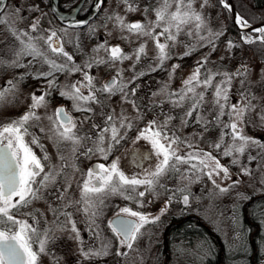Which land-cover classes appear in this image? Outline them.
Wrapping results in <instances>:
<instances>
[{
  "label": "snow or ice",
  "instance_id": "6c2138e0",
  "mask_svg": "<svg viewBox=\"0 0 264 264\" xmlns=\"http://www.w3.org/2000/svg\"><path fill=\"white\" fill-rule=\"evenodd\" d=\"M121 2L126 5L127 11H135L138 7L132 0H121ZM194 2L195 0H160L159 6L153 9L156 15L155 21L126 23L124 17L118 13H114L108 19H114L116 26L122 31L127 30L130 34H136L137 36H148L156 41L157 55L153 59L158 61V63H156L155 68L150 66V70L155 71L156 68L162 67L167 59L171 58L168 42H172L171 46L174 47L177 37L181 33H185L188 36L195 35L196 43L185 45L190 50H195L196 47H202L204 44H208L214 49L215 40L223 34L221 31H213L207 28L206 18L193 7ZM102 3L103 0H97L96 8H99ZM207 3L208 0H203L201 8ZM219 3L229 12L233 11L232 5L227 0H219ZM2 4L3 0H0V5ZM173 4H175L174 11L171 10ZM32 8L35 9L38 6L33 5ZM148 10L147 7L144 9L145 16ZM19 11L20 9L17 7L16 12L19 13ZM39 21L40 18H36L30 25L33 31L38 30ZM3 22L6 21L0 20V23ZM86 23L87 21H77L72 26L79 27ZM235 24L240 29L243 43L252 44L255 42L251 34L245 33V29H251L252 32L259 34L258 39L261 43H264V25L253 28L249 21L239 13L235 14ZM162 25V30L156 33L155 29ZM205 30H207L208 35H201ZM61 31L65 36L68 35L67 29H61ZM89 31L93 32L94 28L89 27ZM13 35L20 41L21 47L15 51V59L11 61V65L21 67V58L31 56L32 60L28 62L29 67L34 61H39L42 65H48V71H37L32 74L36 79H47L48 83L46 85L47 90L41 91L40 95H37L35 91L31 94L32 103L28 106V111L11 122L0 126V264H38L40 254L45 253L47 245L55 242L58 238L56 235L57 231H68L70 234H74L70 238L77 240L79 244L78 251L83 259L107 256L111 241L103 237L99 231V225L96 224V218L102 214L101 206L107 196L119 194L124 196L125 199L136 201L142 207L143 203L140 198H143L146 193L158 196L157 187L166 188L165 185L161 184V178L166 175L179 173L182 180L188 179L190 183L192 181L187 175L188 172L196 174V180L206 175L221 193L228 192L240 183L239 180H234L227 187H220L216 179L213 178L214 176L218 177L222 172L225 179H230L231 177L228 167L221 165L216 156L203 150H191L181 153L178 147H174V145L178 146L180 143H186V140L182 141L175 132L169 135L166 128L173 117L165 116L162 124H159L157 120L149 121L145 128L140 129L136 137V140L145 139L149 141L153 154L157 159L154 169H144L142 173L128 176L121 170L119 158L113 160L107 166L104 164L94 165L88 170L87 178L81 186L80 200L70 201L69 205L64 206L83 204L82 210L88 215L93 235L100 241L98 248L89 246L85 250V241L76 226V221L72 219V213L61 212L59 208L51 210L54 213L63 215L65 220L60 221L59 215H57L51 226L41 230L39 228L40 222L37 220L35 213H21V209L29 206L34 200L43 198V191L54 184L57 177L64 172L67 166V157L58 151L61 163L59 165L51 164L47 150L40 143V136L31 132L30 128L38 127L41 133L47 134L48 139L56 145L58 150L62 144H71L73 160H75L77 154L89 157L99 154L103 159L107 160L113 146L119 144L125 138L126 131L125 135H120V130L130 129L133 124L123 113L116 117L114 112H109L106 114L103 127L95 122L92 123V128L97 129L96 136L93 138L91 135H79L77 121L63 106L57 107L52 115H45L44 117L38 114L37 109L47 108L48 100L46 97L51 95L52 90L59 88L60 96L71 100L75 111L93 113L94 109L90 106L91 104L102 105L106 103V101L99 98L98 93L106 95L108 98L120 94L122 100L131 102L133 107L138 110L135 100H130L129 97H135L139 86L132 88L129 93V84L137 79V75H133L131 80L125 81L122 76V69H116V75L99 87H96L94 83L96 78L89 74L88 70L94 66L108 65L109 67H114L118 62L132 58L129 54L124 53L119 45L109 46L107 41L101 42L93 49V55L81 65L77 64L73 56L64 50L61 38L55 30H50V34L46 37L42 34L34 37L28 32L16 33L15 31H13ZM23 37H27V40L25 41ZM160 37H165V42H160ZM39 40L44 41L48 50L54 56L62 57L63 59L58 62L57 59L50 58L36 43ZM68 43H73V41L68 40ZM227 46L231 49L236 45L232 40H229ZM76 47L79 48L78 38ZM101 50L104 51L105 56L99 55ZM145 54V46L141 44L134 52L135 62L133 67H135V63L140 61L141 56ZM183 55H190V51H185ZM207 59V56H205L200 61H197V67L183 81L182 88L168 94L170 97H177L176 100L172 101L173 106H181L185 100H191V107L185 113L186 117L190 118L196 112V123L201 124L205 131L208 130L210 125L219 126L221 128L220 139L213 146L217 150L223 146L224 150L221 155L233 157L231 161L233 165L240 163L239 156H242L250 147H256L260 151L257 156L249 154L248 160L251 162L259 158V160L264 161V142L247 136L243 132L246 113L257 107L252 103L255 96L249 91H245L241 93V97L236 103H229L232 80L236 76H242L245 79L241 80V84L245 83L246 65H242L234 73L208 71L204 73V78L201 79V69L205 67ZM0 63L8 62L0 60ZM178 67L179 65H173V71ZM75 72H81L82 78L80 80L71 84L59 85L56 83V73H68L71 75ZM138 75L143 76L145 72L141 71ZM216 76L222 77L220 82L215 85L214 107L217 112L212 120H208L199 113V109L204 103V92H197L196 88L202 85L207 91L208 88L213 87V80ZM6 85L7 87L0 91V102L3 101L4 96L8 92H12L16 88V84L13 81H7ZM84 90L87 91V95L84 94ZM153 95H156V93H153ZM225 115L228 116L227 123L222 121V117ZM43 119L49 121L51 124L50 128L45 129L42 126L41 121ZM89 119H92V117H84V121ZM260 119L264 122V109L261 110ZM181 122L184 125L188 123L187 119H182ZM80 123H83V121ZM226 136L231 138V143L224 146L223 141ZM26 137H30V139H26ZM89 140L91 145L86 146L84 142ZM33 146L42 150V157L36 155ZM186 147L189 149L194 148L191 143H186ZM81 148H84L83 152L79 151ZM149 158L150 154H140L137 163L140 160ZM183 164L189 165V168L181 173L180 165ZM46 166L48 168L47 171H45ZM72 166L75 168L74 163ZM251 171L247 166L241 167L242 174L250 175ZM261 182L264 183V180ZM140 187H143L144 191H138ZM177 192L181 193L182 203L185 206L189 205L191 191L189 185L185 184L172 190V195L165 202V206L160 209V215L167 211ZM62 196L63 193L57 199H61ZM77 210L80 211L81 209L78 208ZM21 215L31 217L32 222L29 223L28 219L18 218ZM160 215L150 216L140 211H134L130 207H123L108 221V225L118 240L120 248L131 249L133 243L143 234V227L146 224L159 221ZM34 244L38 245V249L34 250ZM120 248L117 249L116 255L125 254L121 252ZM77 264H82V262L78 261Z\"/></svg>",
  "mask_w": 264,
  "mask_h": 264
},
{
  "label": "rangeland",
  "instance_id": "374dc122",
  "mask_svg": "<svg viewBox=\"0 0 264 264\" xmlns=\"http://www.w3.org/2000/svg\"><path fill=\"white\" fill-rule=\"evenodd\" d=\"M132 2L138 5L135 11H127L126 5L121 0H103L102 6L93 16L92 22L87 24L88 28H84L86 29L85 31L84 29L70 30L58 26L49 11L44 8L43 0H8L5 8L0 12V20L6 21L0 23V60L8 62L0 63V91H3L7 87V81H13L16 84V88L14 91L8 92L4 96L3 101L0 102V126L11 122L28 111V106L32 103L31 94L35 91L37 95H40L39 92L41 90L39 80H32L29 84H26L28 87L26 91L22 84L23 81L21 80L20 83L16 78L15 71L19 78L28 76L27 79H30L33 77L32 72L35 73L36 67H40L42 64L39 61H34L29 67L28 62L32 60V57L24 56L20 60L21 67L11 65V61L15 59V51L21 47L20 41L15 38L13 31L16 33L28 32L34 37L42 34L46 37L50 34V30H55L61 38L64 50L70 55H73L74 60L81 65L93 55V49L101 42L107 41L109 46L119 45L123 52L129 54L132 58L118 62L114 67H109L108 65L94 66L92 67L93 69L91 68L92 71H88L90 75L96 78L94 81L96 87L104 84L108 78L115 76L116 69L123 70L122 76L125 81L131 80L133 75H138L139 71L149 70L152 72L151 78L153 80L151 82L147 76L146 78H142V84L144 85H142V88L144 91L139 95L136 94L135 97H129L130 100H135V103L138 105V110L133 107L131 102L122 100L120 94L108 98L106 95L98 93L99 98L106 101V103L102 105L91 104L90 106L94 109L93 113L73 111L77 117L75 120L77 121V125H80L81 121L88 124L90 123L89 120H91V123L95 122L103 127L106 114L114 112L116 117H119L123 113L131 120L133 127L120 130V135H125L126 131L125 138L119 144L113 146L112 151L108 154L107 160L103 159L99 154H94L90 157L80 155L82 159L77 158L78 163L75 161L76 158L75 160L72 158V145L62 144L65 148H62L59 152H62L67 157V166L64 172L57 177L56 183H54L55 187L58 185V188L63 190H77V193L81 195L80 189L84 180L87 178V167H89L91 161L99 160L101 164L110 165L113 160L118 158V155L126 146L136 141L140 129L145 128L149 121L157 120L159 124H162L165 116H171L173 119L166 128L169 135L175 132L182 141L186 140V143H191L194 146L193 149H189L186 147V143H180L178 146L174 145V147H178L181 153L191 150H203L216 156L221 165L228 167L231 177L230 179H225L222 172L220 176H214L213 178L216 179L220 187H227L234 180H239L240 183L228 192L221 193L206 175L196 180V174L188 172L187 175L192 181L190 183L188 179L182 180L179 173L169 174L161 178V184L165 185L167 190L165 187H157L156 191L159 193L158 196H154L152 193H146L143 198H140L143 203L142 207L136 201L125 199L122 195H108L104 204L109 206V217L114 216L123 207H130L134 211H140L150 216L160 215V209L165 206V202L172 195V190L188 184L191 196L189 197L190 203L186 206V211L200 216L205 223L219 234L223 241L228 262L232 264L247 263L250 242L247 236L248 229L244 226L242 208L250 196L264 193V183L261 182L264 180V161L259 160V158L251 162L248 160L249 154L257 156L260 149L250 147L242 156H239L240 163L233 165L231 162L233 157L221 155L224 150L223 146L219 150L213 146L220 139L221 128L210 125L208 130L205 131L201 124L196 123V112L190 118L185 116V113L191 107L192 101L185 100L181 106L174 107L172 101L176 100L177 97H170L168 94L174 93L182 88L183 81L197 67V61H200L205 56L208 59L205 67L201 69V79L204 78V73L208 71L234 73L237 71L236 68L239 69L242 65H246L247 73L245 83L243 85L241 84V80L245 79L242 76H236L232 80L229 92V103H236L240 99L241 93L245 91H249L255 96L252 103L257 107L251 112L246 113L243 132L247 136L264 142V122L260 119L261 110L264 109V60L252 57L245 45L225 33L223 20L219 15V8L211 0H208V3L203 8H201L203 0H195L193 7L197 11H200L206 18L207 28L223 33L215 40V48L213 49L208 44H204L202 47H196L195 50H190L185 45L195 44V35L188 36L185 33H181L177 37L174 47L171 46L172 42H168L171 58L167 59L162 67L151 71L150 66L155 68L156 63H158V61H154L153 59L157 55L156 41L148 36H137L136 34H130L127 30L122 31L116 26L114 19H108L114 13H118L124 17L126 23L156 20L153 9L159 6L160 0H132ZM33 5L38 6V8L33 9ZM17 7L20 9L19 13L16 12ZM146 7L149 10L145 16L144 9ZM171 10H175V4H173ZM36 18H40L39 28L37 31H33L30 25ZM89 27H93L94 31L90 32ZM162 27L163 25L157 27L155 32L159 33ZM61 29H67L68 35L65 36ZM81 31H83L84 35H82ZM248 32L252 31L248 30ZM201 35L207 36V30L203 31ZM258 35H251L252 39L258 38ZM77 38L79 48L76 47ZM23 39L26 41L27 37H23ZM68 40H72L73 43H68ZM229 40H232L236 46L229 49L227 46ZM160 42H165V37H160ZM36 43L50 58L61 59L60 57L54 56L48 50L43 40L36 41ZM141 44H144L146 54L142 55L140 61L135 63V67H133L135 62L134 52ZM185 51H190V55L184 56L183 53ZM99 55L105 56L104 51L101 50ZM173 65H179V67L173 71ZM27 69H29V73ZM79 73L77 72V74ZM72 75L68 74L66 76L69 77ZM63 76L65 77V75ZM221 79V76L214 77L213 87L208 88L207 91H205L202 85L196 88L197 92H204V103L199 109V113L208 120H212L217 112V109L214 107V92L215 85ZM132 88H135V80L129 84V93ZM153 93H156V95H153ZM39 109H37V112H39ZM45 115H51V110L48 107L45 109L43 117ZM85 116H91L92 119L84 121ZM182 119H187L188 123L186 125L182 124ZM42 121L46 125H51L47 119H43ZM222 121L227 123L228 116L225 115L222 117ZM117 126L119 125L117 124ZM90 130H92V136L94 138L97 129L93 130V128H90ZM30 131L40 136V143L44 140L43 133L40 132L38 127L30 128ZM26 139H30V137H26ZM140 141L151 148L149 141L145 139H140ZM230 143L231 138L226 136L223 145L227 146ZM50 146L53 147V145ZM33 150L37 156L38 151L41 152L39 147L33 146ZM52 151L53 149H47L50 163L59 165L61 161L59 160L58 152L56 154L53 152L52 154ZM79 151L83 152L84 148L79 149ZM73 163L75 164V168L72 166ZM242 166L250 168L252 170L251 174H242ZM188 168L189 165L187 164L180 165L181 173ZM47 170L48 168L46 166L45 171ZM138 191H144V188L140 187ZM179 194L181 195V193ZM38 204L39 200H34L29 206L22 208L21 213L34 212L37 220L40 222L39 228H41L42 221L49 219L50 215L48 213L49 210L46 209L45 215L41 219V213L38 212ZM180 204L179 198L177 199L175 196L169 206L174 207L173 209L176 208V210H171V213H181L182 210L178 207ZM78 206H81V210L83 209V204H79ZM81 210L77 211V219L79 222H90L87 213ZM253 212L255 220L261 224V232L257 238V262L258 264H264V201L257 202ZM163 215H160V219L156 223H149L143 227V234L133 243L131 249L126 247L120 248L118 241L113 239L110 234L109 241H111V247L108 251L110 259L107 264H160L166 258V253L169 256L165 264H197L202 263L206 257L214 254V244L210 236H194L189 241L187 239L169 240L167 252H164L161 239ZM18 218L28 219L29 223L32 222L31 217L21 215ZM49 246L52 245H47L46 252L40 254L38 264H67L65 263L66 260H59L54 263L53 260L56 258L55 252L52 250L53 247L49 248ZM63 246H70L68 253L73 251V257L78 253L75 257H78V259L81 258V254L78 251V242L75 244L70 242V244L67 243ZM33 248L34 250L38 249V245L34 244ZM118 248L125 254L116 255ZM67 262L69 263V261Z\"/></svg>",
  "mask_w": 264,
  "mask_h": 264
},
{
  "label": "flooded vegetation",
  "instance_id": "af4514ba",
  "mask_svg": "<svg viewBox=\"0 0 264 264\" xmlns=\"http://www.w3.org/2000/svg\"><path fill=\"white\" fill-rule=\"evenodd\" d=\"M7 4V3H6ZM83 4V2H82ZM81 4L78 12H77V17L78 18H84L90 8L85 12L84 9H82L83 5ZM5 8V7H4ZM93 20V17L91 19H89L87 21L86 24H82L79 27H74V26H68L65 25L61 22H59L58 20L56 21V24L58 26H62L65 27L67 29L70 30H82L86 27V29L88 28L87 24H90ZM86 29H84L86 31ZM82 35L83 34V31ZM80 33V32H79ZM73 56V55H72ZM61 59L57 60L58 62H60L63 58L60 57ZM75 62L77 63V61L75 60ZM79 64V63H77ZM47 66V68H46ZM33 68V67H32ZM30 69V68H29ZM27 69V72L28 70ZM46 69L48 71V65L44 64V66H40V67H36V71H45ZM93 69V68H92ZM89 70V71H92ZM141 71L138 72V74ZM143 72H145V75L143 76H139L137 75V79L135 80V88H137V86H139L137 88V92L136 94H141L144 90H143V82H142V78H149L150 82L153 80L152 77V72H150L149 70H143ZM19 73V72H18ZM29 73V72H28ZM16 74V78L20 81H23V85H24V89L27 91L28 87L26 84H29L32 80H39V83L41 85V91H46V85L48 83L47 79L44 78H40V79H36L34 77H31L30 79H27V77H23V78H19L17 76V72L15 71ZM32 74H34L32 72ZM90 74V73H89ZM65 75V77L63 76ZM68 75V73H56V83L59 85H63L65 83L71 84L77 80H80L82 78V74L81 72L79 74H77V72L73 73L72 76H66ZM75 75V76H74ZM33 76V75H32ZM110 78H108L106 80V82L109 80ZM33 81V82H35ZM21 84V85H22ZM22 85V87H23ZM143 85V86H142ZM39 92V93H40ZM60 89L56 88L54 90H52L51 95L47 96L46 99L48 100V108L51 110V115L54 113L55 109L59 106H63L69 113L70 115L74 118V120H76V115L73 111V103L71 100L66 99V98H62L60 96ZM84 94L87 95V91L84 90ZM46 108H40L38 111V114L40 116L43 117V114L45 112ZM90 123L85 124V123H81L80 125H77V131L79 133V135L83 136V135H91L92 136V130H90V128L92 129V121L89 120ZM42 126L45 129L50 128L51 125H46L44 124L43 121H41ZM39 129V128H38ZM95 130V129H93ZM44 137V140H42V144L44 145V148L47 150L49 149H53V152L56 154L59 150H61L63 147L62 145L60 146V149L58 150L56 145L48 139V135L43 133L42 135ZM93 137V136H92ZM86 145H90L91 141H85L84 142ZM50 145H53V147H51ZM41 152L38 151V157H42L43 156V152L42 150H40ZM150 154V158L146 159V160H140L137 163L138 160V156L140 154ZM78 157H76V162H78V159H82V156H80L79 154H77ZM119 158V166L121 167V170H123L125 172L126 175L128 176H132L133 174H138V173H142L144 171V169H154V165L157 163L156 161V157L153 154V150L148 147L147 145H145L142 141L140 140H136L135 143L131 142L128 146H126L123 151H121V153L118 155ZM79 163V162H78ZM81 163V162H80ZM97 164H101V162L99 160H95V161H91L89 167H87V171L92 168L94 165ZM107 166V165H105ZM56 183V182H55ZM57 187H55V184L50 185L47 189H45L43 191V198L39 199V207H38V212L41 213V219H43L44 217V213L46 211V209L49 210V219L42 221L41 223V230H43L46 227H49L52 225L53 220H55L57 218V213H54L51 209H55V208H59L61 210V212H70L72 213V219L76 221V226L77 228L80 230V234L82 236V238L85 241L84 247L85 250H87V248L89 246L92 247H99L100 246V241L98 239H96L93 235V231L91 230L90 227V222H84L82 221L79 222V220L77 219L78 217V213H77V209H81V206H78L77 204H71L70 206L64 207L65 205H69L70 201H79L81 198V195L77 193V190H72V189H61L58 188V185H56ZM172 188V187H171ZM169 189V188H168ZM66 190V191H65ZM63 193V196L61 199H57V197ZM176 198H179V201L181 202V204L178 206L180 208V210H182L181 213H171L172 211H175V209H173L174 207L168 206L167 211L165 212V215L162 216L163 220H162V224H163V230H162V244H163V251L167 252V245L169 244L168 241L169 240H179V239H187L192 240L194 236H205L203 235V231H202V227H203V222H201L202 218L200 216H198L195 213L192 212H188L187 207L182 203L181 200V195L179 193L175 194ZM177 207V208H178ZM82 211V210H81ZM101 212L102 214L96 218V224L99 225V231L102 233L103 237L106 238V240H110V234L112 235L113 239H115L116 241H118L115 237V235L112 233V231L109 228L108 225V221L110 219L113 218L109 217V206L106 204H103L101 206ZM80 213V212H79ZM81 215V213H80ZM51 218H53V220H51ZM59 220L60 221H64L65 217L63 215H59ZM203 223V224H202ZM57 235V239L55 240V242H51L48 245H52L49 246V248L53 247V251L55 252V260L54 263L58 262L59 260H66L65 263L67 264H77V262L80 260L82 262V264H107V262L110 259V254L108 253L107 256H101V257H95L92 259H83L82 256H80L81 258L78 259L77 254L74 255L73 257V251L68 253V248H70V246H63L64 244H70V242H73L74 244L77 242V240L70 238L71 235L74 234H70L68 231H57L56 232ZM57 242V245H56ZM119 243V242H118ZM166 258H164L163 263L161 262L160 264H165L166 261L168 260V256L169 254L166 253ZM213 255V254H212ZM208 256L204 259V261L202 263H197V264H205L207 262V260L209 259ZM96 259V260H95ZM52 261V260H51ZM69 261V263L67 262ZM97 262V263H96ZM236 264V263H234ZM243 264V263H240Z\"/></svg>",
  "mask_w": 264,
  "mask_h": 264
},
{
  "label": "trees",
  "instance_id": "16d2710c",
  "mask_svg": "<svg viewBox=\"0 0 264 264\" xmlns=\"http://www.w3.org/2000/svg\"><path fill=\"white\" fill-rule=\"evenodd\" d=\"M79 0H59V6L62 10H68ZM214 5L219 8V15L223 20L224 31L233 39H236L239 43L245 45L249 54L252 57L264 60V43H261L258 38L253 39L255 42L252 44L243 43L241 40L240 30L235 26L232 21L231 12L225 9L219 0H211ZM228 1V0H227ZM93 0H84L82 9L85 12L92 6ZM232 3L236 11L247 19L252 24L264 22V0H232ZM44 8H46L52 17L57 21L52 13L49 0H43ZM246 34L255 36L257 33L248 32L244 30ZM264 201V193L259 195H252L245 201L242 208V214L244 219V226L248 229L247 236L249 240L250 252L247 255V263L243 264H258L257 262V238L261 232V224L255 220L253 209L257 202ZM203 222V220H201ZM204 223V224H203ZM201 228L204 232L203 235L210 236L214 244V254L209 257L205 264H232L228 262L225 254L223 241L219 234L215 232L207 223L203 222ZM169 243V241H168Z\"/></svg>",
  "mask_w": 264,
  "mask_h": 264
},
{
  "label": "water",
  "instance_id": "95a60500",
  "mask_svg": "<svg viewBox=\"0 0 264 264\" xmlns=\"http://www.w3.org/2000/svg\"><path fill=\"white\" fill-rule=\"evenodd\" d=\"M8 0H3V4L0 5V12L4 9V7L6 6ZM84 0H79L76 4H74L71 8H69L68 10H62L59 6V0H49L50 2V7L52 10L53 15L55 16V18L68 26H72L73 24H75V22L77 21H88L89 19H91L99 10V8L102 6V4L100 5L99 8H96V3L97 0H94L88 14L84 17V18H78L77 17V12L82 4ZM229 4L232 5L233 11H231V16H232V21L235 24V14L238 13L232 3V0H228L227 1ZM253 28L255 27H260L261 25H264V22L261 23H257V24H252ZM235 26L238 28V26L235 24ZM239 29V28H238ZM240 30V29H239ZM245 30H249L251 31V29H245ZM238 68H236L237 70Z\"/></svg>",
  "mask_w": 264,
  "mask_h": 264
}]
</instances>
